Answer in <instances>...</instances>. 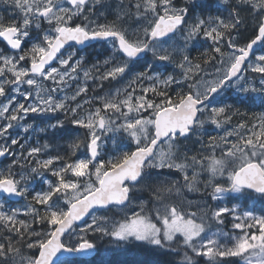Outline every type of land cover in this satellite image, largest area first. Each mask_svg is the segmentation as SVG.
<instances>
[{
    "label": "snow or ice",
    "instance_id": "6c2138e0",
    "mask_svg": "<svg viewBox=\"0 0 264 264\" xmlns=\"http://www.w3.org/2000/svg\"><path fill=\"white\" fill-rule=\"evenodd\" d=\"M0 8V264H74L65 254L97 251L92 237L173 257L162 264H264V214L220 203L264 200V113L226 102L234 89L264 103V0ZM93 41L103 60L84 54ZM66 138L70 155L50 151ZM112 209L119 219L97 214ZM228 216L231 232L211 230Z\"/></svg>",
    "mask_w": 264,
    "mask_h": 264
},
{
    "label": "trees",
    "instance_id": "16d2710c",
    "mask_svg": "<svg viewBox=\"0 0 264 264\" xmlns=\"http://www.w3.org/2000/svg\"><path fill=\"white\" fill-rule=\"evenodd\" d=\"M116 2L118 0H108V3ZM200 43H204L203 39L201 38ZM106 48L104 46H101L100 48H94L91 51H94L96 54H88L90 59L94 61L97 57H99L101 60L105 58L107 55L105 53ZM189 52L192 57H196L202 49L199 47V45L196 48H192L191 45H189ZM88 52V50H87ZM148 59L151 60V54H148ZM171 65H169V70H171ZM253 76H256L257 74H252ZM106 83V82H105ZM91 95V93H89ZM240 96L244 99V103H238L236 101V97ZM229 100L226 101L228 103H233L235 107H238L241 112L247 113V116L245 119H251L254 116H258L261 113H264V103H261L260 94L258 93H246L242 95H232L229 93ZM240 118L236 117L234 118V121H238ZM233 121V123H234ZM30 122V121H29ZM255 122V121H253ZM69 128L72 127V125H68ZM35 139V138H33ZM43 143V141H41ZM58 145V147H57ZM106 148L111 150L113 148L112 141H108ZM50 151H59L60 154L63 155H70V151L68 150V138L65 140L57 141L56 144L53 145V148L50 149ZM83 152V149L81 152L77 153V156L81 155ZM72 159H75L76 157H71ZM51 179H55L54 177H51ZM35 187L39 189L40 184L35 182ZM254 195V194H253ZM255 196V195H254ZM259 199V205H257L258 211L260 213L264 214V200L257 197ZM27 203V201L20 200L17 203H12L10 201H7L6 208L7 207H20ZM106 213V212H101ZM97 245V251L93 258L90 259H80V258H74L69 259L74 262V264H101V262H104V264H151V262H155V264H162V262L167 261L169 259H173L171 256H161V255H155L149 251H146L142 248H137L133 246H128L127 249H106L104 250L102 248V243L96 242ZM200 260V264H204L203 259L197 258ZM232 264H240L236 258H232Z\"/></svg>",
    "mask_w": 264,
    "mask_h": 264
},
{
    "label": "rangeland",
    "instance_id": "374dc122",
    "mask_svg": "<svg viewBox=\"0 0 264 264\" xmlns=\"http://www.w3.org/2000/svg\"><path fill=\"white\" fill-rule=\"evenodd\" d=\"M117 2L118 1H116V2L110 1L109 4L111 5V8H115ZM0 11H3V9L0 8ZM4 14L6 15L7 13H4ZM109 19H112V15L111 14L109 15ZM167 43L168 44L177 43L179 45H182L183 41L180 39L179 36H177L174 41L173 40H168ZM256 54H259V51ZM177 59H179V56L177 57ZM253 59H254V57H253ZM252 74L253 73H248L247 74L249 76V83L255 84L256 87H259V74H257L256 76H253ZM253 78H255V79H253ZM111 83H113V85L111 87H109V88H106V89L104 88V92H107L109 90L115 92L117 88H122L124 86L123 83H117L115 81H113ZM230 93L232 95H238V93L234 89ZM249 93H252V92H249ZM253 93H258V92H253ZM242 94L244 95L245 93H239V95H242ZM258 94H260V93H258ZM31 122L32 121H30V123ZM236 122H238V121H234L233 125ZM206 127H207V131L209 133L216 134L215 132H213L214 126H206ZM220 134L223 135L222 132ZM206 139H207V137L205 136V140ZM108 141H111V140H108ZM106 145H107V143H106ZM217 155H219V152H217ZM33 184L35 186V182H33ZM187 199L193 201V203H203L205 201V199H207V201L209 203H215V202H212L210 200V197L202 196L198 192L187 193ZM220 203L221 204H227L228 206H231L233 203H236V204H239L242 208H247V209L255 211L256 214H258V215L259 214H263V213H260L258 211V209H256L257 205H259V199L257 198V196H254V195L251 198L247 199V200L241 199V200H232V201H230L228 199V197H226L225 200L221 201ZM97 214L98 215H107V216H109V217H111L113 219H119L120 216L122 215L121 213H119L118 209H112V211H109V212H106V213H97ZM88 220L90 222L91 217ZM231 222H232L231 221V217L228 216V217H226V222H225L224 225H216V224L213 223L211 230L212 231H217V229H219L221 231L231 232L232 231ZM92 238L95 240V242L102 243V248L104 250H106V249H114L113 245L110 244L108 238H104V239H99L98 237H92ZM221 239H222V242H226L224 240V238H221ZM239 263L242 264V261H239Z\"/></svg>",
    "mask_w": 264,
    "mask_h": 264
},
{
    "label": "water",
    "instance_id": "95a60500",
    "mask_svg": "<svg viewBox=\"0 0 264 264\" xmlns=\"http://www.w3.org/2000/svg\"><path fill=\"white\" fill-rule=\"evenodd\" d=\"M92 45L95 43V41L91 42ZM79 47V46H78ZM259 51V49H257L256 53ZM21 199L19 198H8V201L12 202V203H17L19 202ZM90 217H88L89 219ZM96 254V251L88 253V254H72V255H68L65 254V258L69 259H74V258H80V259H90L93 258Z\"/></svg>",
    "mask_w": 264,
    "mask_h": 264
},
{
    "label": "flooded vegetation",
    "instance_id": "af4514ba",
    "mask_svg": "<svg viewBox=\"0 0 264 264\" xmlns=\"http://www.w3.org/2000/svg\"><path fill=\"white\" fill-rule=\"evenodd\" d=\"M101 46H104V48H106V50H105L106 54L111 51L109 46L105 42H95L91 48L85 49L84 54H93V53L96 54L94 51H91V50L94 48H100ZM87 50H88V52H87ZM89 83L91 84V82H89ZM112 85H113V83L109 84L108 82H106V83H104V88L105 89L109 88ZM73 87H75V85H73Z\"/></svg>",
    "mask_w": 264,
    "mask_h": 264
}]
</instances>
